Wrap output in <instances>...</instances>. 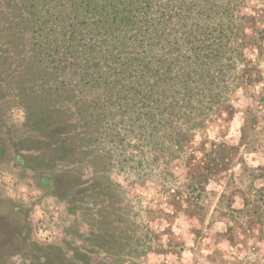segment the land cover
Instances as JSON below:
<instances>
[{
  "label": "rangeland",
  "instance_id": "1",
  "mask_svg": "<svg viewBox=\"0 0 264 264\" xmlns=\"http://www.w3.org/2000/svg\"><path fill=\"white\" fill-rule=\"evenodd\" d=\"M0 264H264V0H0Z\"/></svg>",
  "mask_w": 264,
  "mask_h": 264
},
{
  "label": "trees",
  "instance_id": "2",
  "mask_svg": "<svg viewBox=\"0 0 264 264\" xmlns=\"http://www.w3.org/2000/svg\"><path fill=\"white\" fill-rule=\"evenodd\" d=\"M101 8H103V5H101ZM125 9L128 10L129 8L127 7V8H124V9H120L119 11H122L123 12ZM122 14L125 16V14H127V13H125V11H124ZM125 18H129V17H126L125 16Z\"/></svg>",
  "mask_w": 264,
  "mask_h": 264
}]
</instances>
